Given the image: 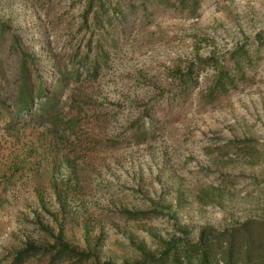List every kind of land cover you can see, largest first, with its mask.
<instances>
[{
	"label": "rangeland",
	"instance_id": "obj_1",
	"mask_svg": "<svg viewBox=\"0 0 264 264\" xmlns=\"http://www.w3.org/2000/svg\"><path fill=\"white\" fill-rule=\"evenodd\" d=\"M0 264H264V0H0Z\"/></svg>",
	"mask_w": 264,
	"mask_h": 264
},
{
	"label": "trees",
	"instance_id": "obj_2",
	"mask_svg": "<svg viewBox=\"0 0 264 264\" xmlns=\"http://www.w3.org/2000/svg\"><path fill=\"white\" fill-rule=\"evenodd\" d=\"M97 50H98V48H96ZM102 51H99L98 50V52H97V54H96V58L94 59V61H93V69H94V71L95 72H97L98 70H99V68H100V62H99V60H100V57H101V59L104 57V56H102ZM24 96H25V94H24ZM27 97H30V94H27L26 95ZM33 98L31 99V100H29V98H27V100H26V98H24V100H23V104H21V106H23V108H24V110L25 109H27V110H31V108H32V106H33V100H34V94L33 95H31ZM48 99H49V97L47 96V95H45L44 96V100H45V102L47 103L48 102ZM43 109L42 110H44V111H46L47 109H46V105H44L43 107H42ZM22 108H20V110H21ZM52 123H54V122H52ZM207 232V231H206ZM205 231L204 232H202V236H203V238H202V241L204 240V238H205V236H206V233ZM62 248V251H60V253H59V256L61 257L64 253H68L69 251H68V248H66V247H64V246H62L61 247ZM39 251H42L41 249H39V248H37V246L36 245H34V244H30L28 247H27V249H25L24 251H22L21 253H20V256H22L23 257V259H26L27 257H29V255H35V254H37ZM33 252V253H32ZM31 253V254H30ZM71 253V252H70ZM83 255V254H82ZM81 256V255H80Z\"/></svg>",
	"mask_w": 264,
	"mask_h": 264
}]
</instances>
